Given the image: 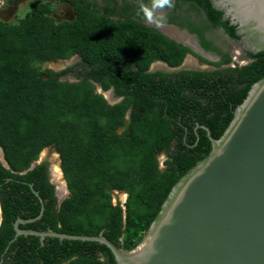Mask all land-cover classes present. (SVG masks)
<instances>
[{
	"label": "trees",
	"instance_id": "1",
	"mask_svg": "<svg viewBox=\"0 0 264 264\" xmlns=\"http://www.w3.org/2000/svg\"><path fill=\"white\" fill-rule=\"evenodd\" d=\"M32 1L19 22L0 20V145L10 166L0 159V264H117L99 242L22 235L11 243L15 223L24 220V231L103 232L119 247H136L173 187L209 156L210 137H222L264 78V51L249 54L253 61L244 66L190 70L181 66L191 50L143 23L154 0ZM177 1L191 2L240 40L210 0ZM57 6L75 17H54ZM75 54L79 66L59 74L41 69ZM222 57L232 62L229 52ZM157 61L177 70L151 72ZM71 73L76 81L62 80ZM97 86L118 101L111 104ZM49 148L61 155L71 193L61 205L50 163L29 170ZM115 193L127 195L124 205L114 203Z\"/></svg>",
	"mask_w": 264,
	"mask_h": 264
},
{
	"label": "water",
	"instance_id": "2",
	"mask_svg": "<svg viewBox=\"0 0 264 264\" xmlns=\"http://www.w3.org/2000/svg\"><path fill=\"white\" fill-rule=\"evenodd\" d=\"M210 1L232 18L239 43L246 33L235 8L254 16L255 23L264 27V0ZM257 44L260 47L242 46L263 52L264 38ZM194 45L199 50L195 51L215 58L199 44ZM98 91L102 93L100 87ZM208 134L211 135L209 131ZM210 138L209 156L173 187L136 249H120L103 233L89 236L53 230L24 231L19 227L25 223L22 219L15 224L17 235L99 242L112 251L117 264H264V78L251 87L236 108L222 137ZM0 159L10 169L2 147ZM41 163L39 158L29 170ZM58 167L62 171L61 162ZM62 187L66 188L65 181ZM1 222L0 204V225Z\"/></svg>",
	"mask_w": 264,
	"mask_h": 264
},
{
	"label": "flooded vegetation",
	"instance_id": "3",
	"mask_svg": "<svg viewBox=\"0 0 264 264\" xmlns=\"http://www.w3.org/2000/svg\"><path fill=\"white\" fill-rule=\"evenodd\" d=\"M99 3H101V0H99ZM1 4L3 6L8 5L9 4V0H0V7ZM148 13L147 15H144V17L142 18L143 23L150 28H155L157 30H159L161 33H163L164 35H166L168 38L173 39L174 41H176L177 43H181L184 46H187L191 51L190 53H187L185 60L190 59V58H194V61L196 62L197 60H204L207 63V66H204L203 68H206L205 70H201V71H212L213 69V65L215 63H223V57L222 54L225 52H229V44L230 41H233V43H235L241 51L242 56L247 58V61H251L253 60L249 54H258L257 52L253 51V50H249L247 48H245L242 45H246L249 48H257L259 45L257 44L258 42L256 40H253L251 43L247 42L246 37H242L243 41L241 40V42L239 43V41H235L231 40L229 38V35L225 32L224 28H222L221 26H213L211 25V23L209 22L208 16L207 14H205L204 12H201L202 14L198 15L195 10L191 7L192 3L191 2H182V1H177V0H171L168 4L161 2V0H154L148 3ZM64 9V13L58 14L59 12H55L54 17L56 18H60L63 20H72L75 17L74 11L70 8L67 7H63ZM60 10V8H59ZM58 10V11H59ZM65 14V15H64ZM118 17H115V19H117ZM175 19L178 22H181L183 25L181 26L180 24H178V22H170V20ZM225 20H230L231 24L232 23V18L228 17V15H226V13H224L223 15V21ZM195 28V29H193ZM179 30L182 31V35L184 37L183 40L181 39H177L176 36L178 34H176L175 32ZM189 41V42H188ZM199 44L206 52H208L209 54H212L215 58H211V57H207L204 54H201V52H197L199 51L194 44ZM239 44L241 45V47L239 46ZM224 45L227 47L225 48ZM215 47L216 49H218L217 51H213L211 48ZM260 47V46H259ZM225 48V49H223ZM197 50V51H195ZM197 59V60H196ZM71 61V62H69ZM59 62H64L65 66L60 68V69H56V68H52L51 70L57 74L64 72L65 70H68L69 68H74L76 66H79V64L82 62L81 60V56H79L78 54L73 55L71 58L69 59H62V60H57V61H50L47 63H51V64H56ZM69 62V63H68ZM157 64V63H156ZM248 64V63H247ZM160 65L162 64H157L155 66H153L151 68V72L153 71H157L155 70V67L158 66L160 68ZM246 65V62H245ZM242 66V65H240ZM207 67H212L211 69H208ZM186 69H189L188 67H185ZM229 68V67H227ZM230 68H234L233 66H231ZM81 70V69H80ZM190 70H199V69H190ZM164 71V70H163ZM78 72V70H77ZM168 72V71H165ZM172 72V71H170ZM73 77L74 81H76V77L74 74H69L68 76L62 77V80H69L68 78ZM73 82V81H72ZM99 87L102 89L101 86H97V92ZM113 93V97L115 99H117L115 97L114 91L111 90ZM103 92V89H102ZM101 93V92H100ZM105 96V95H104ZM106 97V96H105ZM106 99L109 101V99L106 97ZM1 147V145H0ZM48 162V161H47ZM59 164V162H58ZM50 170V181L52 184H54L53 179H54V170L52 169V166L50 165L49 167ZM63 176V175H62ZM55 185V184H54ZM56 187L55 186V194L58 197L59 203H60V195L63 194V191L61 188ZM62 196V195H61ZM16 224V223H15ZM28 236L25 234H21V235H16L14 237V239L12 240L11 243H13L18 237L20 236ZM42 242H44L46 240V238L44 239H40ZM9 249V248H8Z\"/></svg>",
	"mask_w": 264,
	"mask_h": 264
},
{
	"label": "rangeland",
	"instance_id": "4",
	"mask_svg": "<svg viewBox=\"0 0 264 264\" xmlns=\"http://www.w3.org/2000/svg\"><path fill=\"white\" fill-rule=\"evenodd\" d=\"M33 6H34V2L32 0H9V4L8 5L3 6L1 4V7H0V20L7 21V22H19L22 18H24L31 11ZM59 8H61V6H57L56 7L57 12H58ZM176 31L177 32H175V33L178 34L176 37H178V39L183 40L184 37H183V35L181 33L182 31H179L177 29H176ZM239 46L241 47V45H239ZM224 47L227 48L225 45H224ZM229 47H230L229 56H230V58L232 60V62L229 65H226L225 63H221V66L219 68L216 65H213V68L212 67H210V68L207 67V68L208 69L212 68L213 70H215V69H225V68L231 67V66L236 67V66L244 65L245 62H246V64L248 63L247 58L242 56V54H241L242 50H240V48L235 43H233V41H230ZM225 48H223V49H225ZM69 62H71V61H69ZM206 63L207 62L204 61V60H200V61L197 60L195 62L194 58H190V59L186 60L185 67H188L189 69H199V68H203L204 66H207ZM64 66H65L64 62H59V63H56V64L44 63V64L41 65V69L44 70V71H47V70H51L52 68L60 69V68H62ZM155 70H164V71H168V72H170V71L173 72V71H175L177 69H171V68H167L164 65H160V68L158 66H156ZM68 79H70V81H74L73 77H70ZM100 92L101 91H98V93H100ZM102 94H104L109 99L110 102L115 103V102L118 101V99H115L113 97V93L111 91L102 92ZM159 159H160V167H161V169H165L167 156L161 155ZM40 161L41 162L48 161L50 163V165L52 166V168H57L58 167V163L57 162H60V159H59V156H58L56 150H53L52 148L51 149L49 148V149H45L41 153ZM61 179H62V181H61L60 184L63 185L64 184L63 176H62ZM60 188H62V187H60ZM61 195H60V197H61L60 199H62L64 197L63 194H61ZM125 198H126L125 194L115 193L114 194V203L116 204L117 200L119 199L124 205L125 204L124 203L125 202Z\"/></svg>",
	"mask_w": 264,
	"mask_h": 264
},
{
	"label": "bare ground",
	"instance_id": "5",
	"mask_svg": "<svg viewBox=\"0 0 264 264\" xmlns=\"http://www.w3.org/2000/svg\"><path fill=\"white\" fill-rule=\"evenodd\" d=\"M234 11H235V15L238 18H240V20L242 21L243 30L246 33V39L248 43H251L253 40H256L257 42H259L260 40L264 38V35L262 32V30L264 31V27H260L255 23L254 16L242 12L240 8L239 9L235 8ZM61 178H62V173L59 170V168L58 167L54 168V180L59 183V186L62 185L60 184L62 181Z\"/></svg>",
	"mask_w": 264,
	"mask_h": 264
},
{
	"label": "clouds",
	"instance_id": "6",
	"mask_svg": "<svg viewBox=\"0 0 264 264\" xmlns=\"http://www.w3.org/2000/svg\"><path fill=\"white\" fill-rule=\"evenodd\" d=\"M178 39V38H177ZM235 42V41H234ZM179 44H181V43H179ZM253 60H251V62H252ZM186 60L184 61V63H183V65L181 66V68H184L185 67V65H186ZM250 62V63H251ZM162 64V65H164V66H166L167 68H171L168 64H166V63H164V62H161V61H157V62H155L154 64H153V66H155V65H157V64ZM250 63H248V64H250ZM245 65V64H244ZM244 65H242V66H244ZM247 65V64H246ZM152 66V67H153ZM171 69H174V68H171ZM203 69V68H202ZM206 68H204V70H205ZM200 70V69H199ZM110 102V101H109ZM111 104H114L113 102H110ZM57 152V151H56ZM57 154H58V156H59V159H60V162H61V164H62V161H61V155L57 152ZM59 162V163H60ZM43 163V162H42ZM41 163V164H42ZM58 163V162H57ZM59 165V164H58ZM61 168H62V165H61ZM60 169V168H59ZM54 170V169H53ZM61 170V169H60ZM61 173H62V175H63V179H64V181L66 182V188H63L62 187V185L61 186H59V183L57 182V181H55L54 179H53V182H54V184H55V186L56 187H62L61 189H63L62 191H63V195H64V197L62 198L63 199V201L65 200V199H67V198H69L70 197V195H71V193H70V190H69V188H68V183H67V181H66V179H65V176H64V173H63V170L61 171ZM58 188V189H59ZM126 195V194H125ZM126 199H127V195H126V198H125V202H126ZM62 201V202H63ZM124 202V203H125ZM1 204V203H0ZM62 204V203H61ZM60 203H59V205H61ZM2 220H3V217H2ZM1 224H2V222H1ZM1 226V225H0ZM103 233V232H102ZM146 234V233H145ZM144 234V235H145ZM103 235H104V233H103ZM89 236H91V235H89ZM94 236H96V235H94ZM105 236V235H104ZM106 237V236H105ZM144 237V236H143ZM143 237L141 238V241H142V239H143ZM46 238H49V237H46ZM107 238V237H106ZM41 239V238H40ZM91 242V241H90ZM113 243V242H112ZM140 244V243H139ZM139 244H137V246L139 245ZM116 245V244H115ZM118 248H120V249H123V250H126V251H132V250H134V249H136V247H134L133 249H124L123 247H119L118 245H116ZM112 252V251H111Z\"/></svg>",
	"mask_w": 264,
	"mask_h": 264
}]
</instances>
